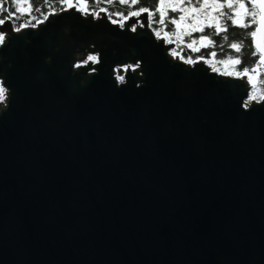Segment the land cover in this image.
Masks as SVG:
<instances>
[{
    "label": "water",
    "instance_id": "95a60500",
    "mask_svg": "<svg viewBox=\"0 0 264 264\" xmlns=\"http://www.w3.org/2000/svg\"><path fill=\"white\" fill-rule=\"evenodd\" d=\"M130 23L0 25V264H264V100Z\"/></svg>",
    "mask_w": 264,
    "mask_h": 264
},
{
    "label": "snow or ice",
    "instance_id": "6c2138e0",
    "mask_svg": "<svg viewBox=\"0 0 264 264\" xmlns=\"http://www.w3.org/2000/svg\"><path fill=\"white\" fill-rule=\"evenodd\" d=\"M12 4L15 6V12H9L7 8H4L2 4H0V11L7 12L8 17L11 18L15 16L16 13H19L21 16L25 14H31L33 11V5L30 2V0H11ZM109 4L113 3V0H107ZM120 4L124 5H136L139 3V0H118ZM179 2H183V0H179ZM191 2V0H189ZM62 3L66 4L68 8L73 7L72 0H62ZM79 3V10L81 11H87V6L84 3V0H78ZM178 7L177 4L173 3H166V0H159V4L156 8V12L159 13V23L161 25L165 24V8H170L172 11H176ZM211 7L213 11H218L217 16H211V14H207L208 19V27H213L214 24V35L220 36L222 33H227L228 31V25L221 24L220 20L221 18H224L226 21H231V26L233 27H239L243 29H251V31H248L245 33L246 38L250 40V47L253 49L251 55L254 57H257V60L254 62V66L252 68L244 67L242 70L236 71L234 69L233 72H226L227 75H235L238 78H244L247 77L248 82L252 84L253 88L255 89L256 86V75L258 73V69L261 66H264V0H248V3H245V0H224V3H219L217 0H212V3L209 4V0H203L202 4H199L197 7L192 8H184L181 9V11L185 12L186 15H181L179 17V20L172 18L170 20V23L175 25L177 30H179L182 25L186 27H191V30L193 32L204 31V25L202 23H193L191 25H184V22L186 21L187 15H191L192 13H198L203 12L205 8ZM227 9V11H223V9ZM35 11H39V8H36ZM100 11H106V9L101 8ZM142 13H148V19L151 22L153 19V12H151L146 7H140L138 10L135 11H129L127 16H124L123 13H115L114 15L121 16L123 20L128 19L129 17L133 16H140ZM98 14V13H97ZM18 18V17H17ZM247 18V19H246ZM32 19H36V17H32ZM44 19H47V16H44ZM43 21H38V23H42ZM113 23H117L116 20L112 21ZM5 20L3 18H0V25H4ZM27 24L19 25L15 28V31H20L22 27H26ZM35 27V25H32ZM123 26V24H121ZM132 31H135V27L131 29ZM187 35H191V32L185 33ZM157 36H160V32H156ZM177 38L179 39L180 33L177 31L175 33ZM165 37L169 36V33H164ZM222 39L227 42L228 36L225 34L222 36ZM4 36L0 35V43H3ZM197 44L196 40H193L190 44H188V47L192 49V51H199V48L194 47V45ZM199 44L202 47H208V46H216V42L212 39L210 35H202L199 38ZM222 47V46H221ZM228 47L233 50L232 54L227 56V59L220 60L218 63L220 64H231V65H240L242 63V53L244 51V41H238V42H231L228 43ZM173 55H177L175 51H173ZM210 55L214 58L216 57L217 53L216 51H212ZM183 59V57H181ZM90 60H94L95 57H89ZM203 59V57H201ZM187 63H195L191 57H188L186 59ZM213 70H217L215 67ZM121 80H123V77H120ZM4 97V88L0 87V99H3ZM264 100V94H261L259 98L253 94L249 97V100L255 101V100Z\"/></svg>",
    "mask_w": 264,
    "mask_h": 264
},
{
    "label": "flooded vegetation",
    "instance_id": "af4514ba",
    "mask_svg": "<svg viewBox=\"0 0 264 264\" xmlns=\"http://www.w3.org/2000/svg\"><path fill=\"white\" fill-rule=\"evenodd\" d=\"M72 1H73L72 2L73 5H74L73 7L76 8L79 5L78 0H72ZM217 2L224 3V0H217ZM84 3L86 4L87 10L89 11L88 2L84 0ZM166 3H173V4L178 3V7H177L176 11H172L170 8H165V13H166L165 24H163V25H161L158 22L159 21V13L156 12V8L159 4V0H153V2L150 3L149 5H146L145 1L139 0V3L134 5V6L131 4H129V5L120 4L118 2V0H113V3H111V4L108 3L109 10H107V11H100L99 10L98 12H106L108 17L110 18V20L111 21L116 20L117 23H115V24L120 25V27H122V28H124V26L126 24H128V22H131L130 23L131 29L133 27H135V29L142 28L147 24L148 27H150L153 30L155 35H156L157 31L160 32V36L156 35V37L164 40L166 44L173 45L174 48H176V49L187 48L192 56H196V59H201V57H203V60H206L205 58H207V56H209L214 61V59L211 57V55L208 54V51L210 49H212L213 46L202 47L199 44V38L202 35H210L212 37V39L214 40V38H215V35H214V24H215V22H213V27H208L207 26L208 19L206 17H207V14H209V13L211 14V16H217L218 11H213L211 7H208V8H205L203 12L192 13L191 15H187L186 21L184 22V25H191L193 23H202L204 25V31L203 32H199V31L193 32L191 30V27H186L183 25L179 30H177L176 26L170 23V20L172 18L179 20V17L181 15H186L185 12L181 11V9L197 7L199 4L203 3V0H191V2H189V0H183V2H179V0H166ZM211 3H212V0H209V4H211ZM245 3L247 4L248 0H245ZM140 7H146L151 12H153V19L151 22L148 19V13H142L138 17H136V16L129 17L126 20H123L121 16L114 15L115 13H122V11H124V12L135 11V10H138ZM66 8H68L67 5L64 9H66ZM223 11H227V9L225 8V9H223ZM124 16H127V14ZM220 22H221V24L231 23V21H226L224 18H221ZM121 24H123V26H121ZM177 31H179V33H180L179 39L175 35V33ZM187 32H191V35L185 34ZM164 33H169V36L165 37ZM193 40L197 41V44L194 45V47L199 48V51H192V49L188 47V44H190ZM227 65H229V68L231 67V64H227Z\"/></svg>",
    "mask_w": 264,
    "mask_h": 264
},
{
    "label": "trees",
    "instance_id": "16d2710c",
    "mask_svg": "<svg viewBox=\"0 0 264 264\" xmlns=\"http://www.w3.org/2000/svg\"><path fill=\"white\" fill-rule=\"evenodd\" d=\"M88 2V9L92 12H98L101 8L109 10V5L107 0H85ZM145 1L146 5H149L153 2V0H143ZM30 2L33 5V11L31 14H25L21 16L19 13H16L15 16L11 17V19L14 21V23L19 26L22 22H30L35 21L37 19L43 18L44 16L52 13L61 11L66 7V4L62 3V0H30ZM0 4L3 5L4 8H7L9 12H15V6L12 4L11 0H0ZM36 8H39V11H35ZM122 9V8H121ZM120 9V10H121ZM119 10V11H120ZM124 15L128 14V12L122 11ZM36 17V19H32V17ZM18 17V18H17ZM0 18H3L4 20L8 19V13L0 11ZM228 31L227 33H222L220 36L215 35L214 41L216 42V46L213 47L208 51V54L212 51H216L217 55L216 57H212L214 61L207 56L205 58L209 63L214 65L215 67L219 69H225V64H220L218 61L227 59V56L232 54V51L228 47V43L231 42H238L243 40L244 41V51L242 53V63L240 65H231V67L228 70L236 71L242 70L244 67L252 68L254 66V62L257 60V57H254L251 55L252 48L250 45V40L246 38L245 33L248 31H251V29H243L239 27H233L231 26V23H228ZM228 36V41L225 42L222 39L223 35ZM222 46V47H221ZM179 52L183 54L184 57L188 58L191 57L193 59H196V56H192L191 53L187 48H179L177 49ZM119 74L123 77V71L120 70ZM256 75V86L255 89L253 88L251 90V95L255 94L258 98L261 94H264V66H261L258 69V73ZM259 100V99H258Z\"/></svg>",
    "mask_w": 264,
    "mask_h": 264
},
{
    "label": "built area",
    "instance_id": "2783aa9c",
    "mask_svg": "<svg viewBox=\"0 0 264 264\" xmlns=\"http://www.w3.org/2000/svg\"><path fill=\"white\" fill-rule=\"evenodd\" d=\"M46 16H48V15H46ZM8 19H11V18H8ZM12 20V19H11ZM13 21V20H12ZM38 21H45V19H44V17L43 18H40V19H37V20H35V21H30V22H26V21H24V22H22L20 25H22V24H27V26L28 27H33L32 25H35V27H37L40 23H38ZM42 22V23H43ZM13 24H14V28H16V27H18L15 23H14V21H13ZM25 27H22L20 30H22V29H24ZM0 35H2V33H0ZM173 51H175L176 53H177V55H173ZM173 51H172V56L173 57H177L179 60H181V61H186V57H184L183 56V54L181 53V52H179L176 48H173ZM181 57H183V59L181 58ZM193 59V58H192ZM194 61H200V60H203V59H193ZM204 61H206V60H204ZM195 62V63H196ZM210 66H211V68H213V65L211 64V63H209L208 61H206ZM187 63V62H186ZM123 70H125V68H123ZM217 73H219V74H221V75H224V76H231V77H236L234 74L233 75H227V74H225L226 72H233V71H231V70H228V69H217V70H215ZM124 72V71H123ZM124 74V73H123Z\"/></svg>",
    "mask_w": 264,
    "mask_h": 264
},
{
    "label": "rangeland",
    "instance_id": "374dc122",
    "mask_svg": "<svg viewBox=\"0 0 264 264\" xmlns=\"http://www.w3.org/2000/svg\"><path fill=\"white\" fill-rule=\"evenodd\" d=\"M58 12V11H57ZM89 13H92L94 16H98V15H100V13L101 12H92V11H88ZM53 13V12H52ZM98 13V14H97ZM48 17V16H47ZM215 66L213 65V68H214ZM216 69H219V68H217V67H215ZM122 71H124L123 69H122ZM124 73V72H123ZM117 76H118V78H120V77H122L120 74H119V71L117 72ZM251 96V95H250ZM255 101H258V100H255ZM247 102L248 103H251L252 101L251 100H249V98H248V100H247Z\"/></svg>",
    "mask_w": 264,
    "mask_h": 264
}]
</instances>
